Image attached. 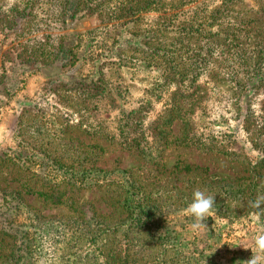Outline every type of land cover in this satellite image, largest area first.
Here are the masks:
<instances>
[{"label":"rangeland","instance_id":"1","mask_svg":"<svg viewBox=\"0 0 264 264\" xmlns=\"http://www.w3.org/2000/svg\"><path fill=\"white\" fill-rule=\"evenodd\" d=\"M62 1L0 0V70L6 69L8 76L5 88L0 87L1 226L7 228L3 212L17 202L16 220L27 228L28 264H154L153 256L161 253L149 255L129 240L128 244L122 230L128 218L122 202L125 193L109 180L124 171L143 186L158 189L154 198L163 192L170 196L172 224L185 225L179 229L177 244L165 252L167 264H247L255 237L264 233V206H248V201L264 195V165L257 166L263 154L245 130L243 115L250 108L258 111L264 89L257 95L245 90L239 100L216 95L205 107L207 115L227 119L215 130L232 136V143L222 141V146L226 152L241 154V160L174 143L160 159L152 160L124 147L119 121L123 111L148 99L155 83L161 82V57L156 52L160 46L170 51L177 83L199 82L202 87L203 81L217 82L214 74L221 59L213 56L225 46L221 37L213 36L216 26L204 17L223 0H82L83 18L72 24L63 14ZM252 4L251 0L239 8ZM245 19L241 15L237 21ZM185 25L186 30L192 25L191 32L182 30ZM218 41L222 43L212 45ZM47 43L70 47L73 60L63 72L31 70L26 62L27 49ZM238 43L232 46L231 59L235 67L245 68L251 44L243 41L238 48ZM110 63L114 65L108 73L105 65ZM101 66L107 75L116 68L115 75L104 79L117 99L115 108L108 103V91L95 99L102 86ZM202 66L207 68L203 76ZM240 75L246 82L250 78L249 73ZM87 91L92 97L83 106L80 99ZM160 108L154 105L155 111ZM147 111L145 133H132L127 139L132 143H153L147 125L156 114L151 113L153 108ZM239 111L240 118H230ZM202 124L195 126L203 136L209 130ZM181 125L173 124V135L183 133ZM30 152L34 154L28 156ZM52 158L66 165L72 176L64 175ZM94 167L113 175L103 179L102 174L81 173ZM197 189L215 196V219L207 218L208 227L194 230V218L185 210ZM115 225L119 230L113 231ZM15 243L14 236L0 232V264H22L24 259L16 261ZM200 253L212 256L202 258Z\"/></svg>","mask_w":264,"mask_h":264},{"label":"trees","instance_id":"2","mask_svg":"<svg viewBox=\"0 0 264 264\" xmlns=\"http://www.w3.org/2000/svg\"><path fill=\"white\" fill-rule=\"evenodd\" d=\"M181 1L189 2L192 0ZM249 1L251 0H223L220 6L213 8L211 12L207 13L204 17V20H210L211 25L216 26L217 32L213 36L221 37L224 43L222 45L225 46L224 49L218 50L220 51L218 55L214 54L213 56L219 57V59L222 60H220L221 65L218 66L217 72L214 74L218 78L217 82L212 83L203 81L202 87L199 85V82L177 83L174 78V67L170 65V51L166 48H161V46L157 48L159 51L156 50V52L161 57L158 59L159 68L161 69V82L155 83V87L151 90L152 95L149 96L148 99H145L144 102L142 101L137 107L127 112L123 111L119 117L122 132L125 133V139L122 141L125 143V148L133 149L139 154H143L144 157H148L152 160H158L162 157L164 149L174 143L183 145L184 147L193 145L204 150H215L225 156H232V158H236L237 160L243 159L241 158V154L226 152L222 146L224 145L222 141L232 143V136L227 133L221 134L215 130V125L225 124L227 119L219 115H207L205 107H207L206 105H208V102L214 99L213 97H216V95H221L225 98L224 96L226 94L239 100V97L245 90L257 95L260 89H264V0H252L255 4H252L253 6L248 9L239 8L241 4H247ZM62 2L64 8H66L63 14H66L70 24L83 18V15H80L82 0H63ZM241 15L247 17V19L238 22L241 19ZM246 22H249V24L246 25ZM191 26L192 25L189 27L192 28ZM215 26L212 28L216 31ZM186 28L185 25L182 30L189 31L190 28H188V30H186ZM198 28L200 27H197V29ZM162 31H168V29L164 28ZM189 32H191V30ZM207 36H209V33H207ZM158 39L160 38L158 37ZM235 41H240V43L235 45L238 48L242 47L244 44L243 41L249 45L251 44V48L247 51L250 60L249 63L245 65V68L235 67V63H233L231 59L234 55L232 46L235 44ZM221 43L222 41H218L216 44L212 45ZM207 49H209L208 46L205 51ZM207 53L208 51H206V54ZM241 56L242 54L240 52L239 57ZM25 59L31 70L55 69L62 70L63 72V70L70 65L69 62L73 60V55L70 47L59 44L54 46L47 43L27 49L25 51ZM45 60H51L49 62L50 64L48 62L46 63ZM57 62H59L57 65H53ZM112 65L114 64L110 63L105 65L109 67L107 69L108 73L112 70ZM102 70L103 68L101 66L98 82L102 86H98L95 99H98L97 97H104L105 92L108 91V93H110L109 97H107L108 103L111 108H115L117 99L113 97L111 91L113 89L109 88L107 84L109 82L104 81V79L115 75L116 68L114 72H111V75H107V73ZM206 70L207 68L202 66V76L205 75ZM0 72V87L5 88L6 84L4 80H8L6 69L2 68ZM210 72L211 71H209V74ZM245 73H249L250 77L247 82L240 75ZM78 83H81V81ZM201 91L202 95L200 94ZM87 94H90V91H87L80 99V104H83V106H85L86 102L92 97V95L87 97ZM124 102H126V100ZM153 103L154 105L161 106L159 111H155ZM257 103L260 105L257 112L250 108L243 116L245 117V130L251 133V139L255 147L263 154L262 158L257 163L258 167H262L264 165V99ZM201 107L202 109H200ZM152 108L153 111L151 113H155L156 116L152 122L148 123L147 129L152 135L151 138L153 143H148L143 146V144L139 145L140 142L132 143L130 140H127L132 136V133H134V135H138L141 131L145 133L143 129L146 122L145 117H148L150 114L147 110ZM239 112L236 116L230 118H240L239 116H242V111ZM176 122L182 124L184 135L183 133L180 135H173L172 126ZM198 122H203L202 128H207L209 132L203 134V136L202 133H196L197 129L195 124ZM76 127L80 128L81 125H77ZM38 153L45 155L41 152ZM32 154L34 153L30 152L28 156ZM51 161L55 162L53 158ZM59 163L61 162L56 161L54 164L63 171L62 173L64 175L68 173L72 176V171L63 163ZM120 171L121 170H117V172ZM122 172L123 174L121 177H116L113 175V172L108 170L104 171L98 167L87 170L83 169L81 171V173H89V176L93 175V177L98 176L97 174H102L103 179L104 176H114V180H109V182L112 185L115 184L116 188L120 187L121 191L123 189L125 193V198L122 202H124L123 205L128 211V218L122 224V230L127 232V242L128 240L131 241L134 246L137 248L141 247L143 251L146 253L148 252L149 255H154L155 252L161 253L160 257L153 256L154 264L156 262L167 264L165 252L177 244L180 234L179 229L185 228V225L183 226L179 224V222L172 224L171 218L173 217V210L171 208V200L169 199L170 196L168 197L166 194L163 196V192V197L161 196L159 199L154 198L153 194L156 193L158 189L152 190L151 187L143 186V183L133 178L129 173ZM116 190H119V188ZM7 196L8 195H5L3 197L5 198ZM11 201L12 200H6L5 203L8 204ZM17 208L18 203L16 202L7 207V210L3 212L7 215L5 216L6 221L4 224L7 226L8 230L0 224V232L16 238V261H22L24 259L22 264H28L29 258L24 257L26 250L29 248V241L26 240L27 228L24 229L21 223L17 222L15 215V210ZM184 219L186 218L184 217ZM208 225L209 224H206L203 228L205 229ZM114 230H119L117 225L113 226V231ZM200 255L202 256V253H200ZM234 255V257L237 256L236 254ZM208 256L211 257L212 254L204 255L202 258ZM240 260L243 259L240 258ZM229 264L240 263L232 261Z\"/></svg>","mask_w":264,"mask_h":264},{"label":"clouds","instance_id":"3","mask_svg":"<svg viewBox=\"0 0 264 264\" xmlns=\"http://www.w3.org/2000/svg\"><path fill=\"white\" fill-rule=\"evenodd\" d=\"M215 196L207 195L202 190L193 192L192 202L188 205L186 214L194 218L192 228L198 230L205 226L204 221L211 217L215 219ZM248 206L255 209H260L264 206V195H258L254 201H248ZM255 247L251 248L253 252L252 258L247 261V264H264V233L258 234L254 239Z\"/></svg>","mask_w":264,"mask_h":264}]
</instances>
